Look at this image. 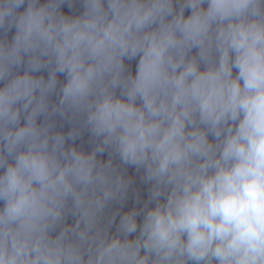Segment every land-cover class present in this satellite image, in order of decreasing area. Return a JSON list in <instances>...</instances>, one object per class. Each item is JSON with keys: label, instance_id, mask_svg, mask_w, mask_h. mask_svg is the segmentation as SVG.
Masks as SVG:
<instances>
[{"label": "clouds", "instance_id": "1", "mask_svg": "<svg viewBox=\"0 0 264 264\" xmlns=\"http://www.w3.org/2000/svg\"><path fill=\"white\" fill-rule=\"evenodd\" d=\"M0 264H264V0H0Z\"/></svg>", "mask_w": 264, "mask_h": 264}]
</instances>
